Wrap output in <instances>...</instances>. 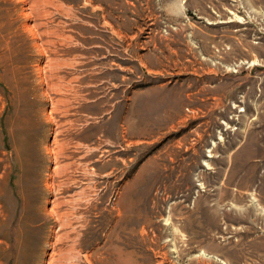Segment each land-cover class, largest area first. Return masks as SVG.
I'll list each match as a JSON object with an SVG mask.
<instances>
[{
	"label": "rangeland",
	"instance_id": "1",
	"mask_svg": "<svg viewBox=\"0 0 264 264\" xmlns=\"http://www.w3.org/2000/svg\"><path fill=\"white\" fill-rule=\"evenodd\" d=\"M0 264H264V0H0Z\"/></svg>",
	"mask_w": 264,
	"mask_h": 264
}]
</instances>
